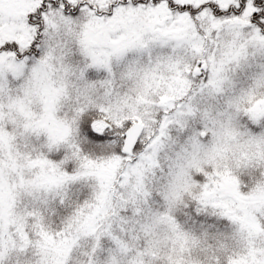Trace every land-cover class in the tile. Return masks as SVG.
<instances>
[{"label": "snow or ice", "instance_id": "obj_1", "mask_svg": "<svg viewBox=\"0 0 264 264\" xmlns=\"http://www.w3.org/2000/svg\"><path fill=\"white\" fill-rule=\"evenodd\" d=\"M0 264H264V0H0Z\"/></svg>", "mask_w": 264, "mask_h": 264}]
</instances>
